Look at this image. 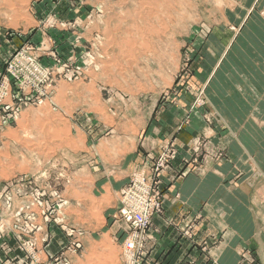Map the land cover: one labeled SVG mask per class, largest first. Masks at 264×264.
<instances>
[{
	"label": "rangeland",
	"instance_id": "rangeland-1",
	"mask_svg": "<svg viewBox=\"0 0 264 264\" xmlns=\"http://www.w3.org/2000/svg\"><path fill=\"white\" fill-rule=\"evenodd\" d=\"M248 11L264 17V0H0V264H131L133 238L140 264H157L153 219L172 162H231L215 143L231 136L214 95L236 100L232 34ZM251 91L237 103L258 110ZM256 122L242 132L263 138ZM138 180L151 194L144 229L122 215L142 211ZM195 226L178 231L200 245ZM239 264L264 256L245 247Z\"/></svg>",
	"mask_w": 264,
	"mask_h": 264
},
{
	"label": "crops",
	"instance_id": "crops-1",
	"mask_svg": "<svg viewBox=\"0 0 264 264\" xmlns=\"http://www.w3.org/2000/svg\"><path fill=\"white\" fill-rule=\"evenodd\" d=\"M235 19L237 28L231 42L234 67L226 81L233 90L231 99L235 93L236 100L229 98L233 105H228L224 97L214 95L219 103L217 111L229 126L231 136L217 135L215 143L229 147L231 162L184 165L182 153L172 162L165 172L166 182H172L165 194L166 212L153 219V257L157 264H181L184 259H192L196 264H239L240 252L245 247L264 256V137L242 132L248 125L247 130L260 129L255 119L264 120V102L258 110L237 103L238 98L243 100L250 94L249 90L264 98V17L248 11L238 13ZM222 75L215 78L221 85ZM246 117L252 123L245 127L242 124ZM151 152L157 154L158 150ZM241 161L245 164V176L236 181ZM114 178L110 177L106 184L113 195L120 187ZM117 206L115 203L107 210V217ZM169 221L176 226H169ZM190 221L196 224L200 245H192L178 231V226H186Z\"/></svg>",
	"mask_w": 264,
	"mask_h": 264
},
{
	"label": "built area",
	"instance_id": "built-area-1",
	"mask_svg": "<svg viewBox=\"0 0 264 264\" xmlns=\"http://www.w3.org/2000/svg\"><path fill=\"white\" fill-rule=\"evenodd\" d=\"M137 189L135 193L133 194L136 199H134L138 205H140V209L142 211H137L134 208H130V206L126 207L123 210V218L125 222L134 228L144 229L149 224V214L146 211H143V208H149V204L147 202L148 196L151 195L149 191V187L145 185L141 180L136 181ZM130 194V190L128 191ZM130 197V195H129ZM130 205H133V202L129 201ZM138 207V206H137ZM135 238L129 240L127 242L128 251L132 254V257H130V262L132 260L131 264H140V257L141 255H138L141 251V245L136 243L134 240Z\"/></svg>",
	"mask_w": 264,
	"mask_h": 264
},
{
	"label": "bare ground",
	"instance_id": "bare-ground-1",
	"mask_svg": "<svg viewBox=\"0 0 264 264\" xmlns=\"http://www.w3.org/2000/svg\"><path fill=\"white\" fill-rule=\"evenodd\" d=\"M151 174V173H150Z\"/></svg>",
	"mask_w": 264,
	"mask_h": 264
}]
</instances>
